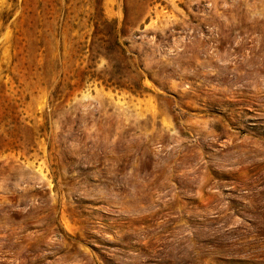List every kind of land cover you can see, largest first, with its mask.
Instances as JSON below:
<instances>
[{
	"label": "rangeland",
	"instance_id": "1",
	"mask_svg": "<svg viewBox=\"0 0 264 264\" xmlns=\"http://www.w3.org/2000/svg\"><path fill=\"white\" fill-rule=\"evenodd\" d=\"M0 264H264V0H0Z\"/></svg>",
	"mask_w": 264,
	"mask_h": 264
}]
</instances>
